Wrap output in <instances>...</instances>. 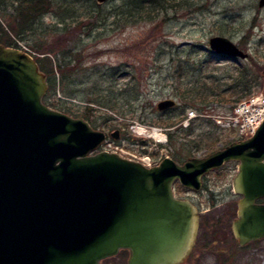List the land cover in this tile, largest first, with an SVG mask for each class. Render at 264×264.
Here are the masks:
<instances>
[{"label": "rangeland", "instance_id": "rangeland-1", "mask_svg": "<svg viewBox=\"0 0 264 264\" xmlns=\"http://www.w3.org/2000/svg\"><path fill=\"white\" fill-rule=\"evenodd\" d=\"M52 1L51 12L21 37L14 36L15 45L10 46L42 59L47 105L66 113L68 107L84 111L86 101L99 95L111 99L117 111L93 104L91 120L84 119L104 131L109 142L123 147L128 157L149 158L152 165L166 157L178 163L205 157L249 138L248 132L220 126L216 116L234 113L239 97L243 101L264 92V7L258 6L259 0H166L154 18L137 21L136 11L130 16L120 13L128 0H109L101 6L95 0ZM213 36L230 38L249 56L223 59L209 48ZM42 48L57 64L69 66L79 54V67L69 70L65 87L58 67L54 73L45 68L50 62ZM246 81H252L249 96L242 95ZM180 88L193 92L194 108ZM164 99H174L176 105L160 111L157 106ZM192 111L203 115L185 126ZM178 119L182 128L176 132L165 124ZM140 126L148 132L162 129L167 141L140 134ZM115 132L118 138L112 137ZM237 170L238 163L230 162L209 173L199 191L174 185L177 197L191 200L200 217L193 253L185 264H264V239L241 246L232 233L239 199L233 190ZM129 257V251L121 250L100 264H128Z\"/></svg>", "mask_w": 264, "mask_h": 264}, {"label": "water", "instance_id": "water-1", "mask_svg": "<svg viewBox=\"0 0 264 264\" xmlns=\"http://www.w3.org/2000/svg\"><path fill=\"white\" fill-rule=\"evenodd\" d=\"M209 48L223 59L249 56L225 36L211 37ZM47 90L37 60L0 43V264H100L121 249L128 264H185L198 208L174 184L199 191L203 176L229 161L239 162L233 187L241 196L233 234L241 246L264 239V122L208 156L147 167L98 151L105 132L48 106Z\"/></svg>", "mask_w": 264, "mask_h": 264}, {"label": "trees", "instance_id": "trees-1", "mask_svg": "<svg viewBox=\"0 0 264 264\" xmlns=\"http://www.w3.org/2000/svg\"><path fill=\"white\" fill-rule=\"evenodd\" d=\"M166 0H128L126 3L122 6V11L120 12L121 15H125L128 13L130 16L132 12L136 11L137 13L135 16L134 21L139 20H147L152 19L155 17L156 14H158L163 7L165 8V2ZM55 4V3H54ZM98 4V3H97ZM102 4H99L98 6H101ZM53 1L52 0H0V43H3L5 46H11L15 45L12 43L11 40H13V37H21L23 33L27 32L33 24H35L37 21H39L43 16L50 13L53 9ZM133 14V15H134ZM4 22V24H3ZM7 28V29H6ZM42 51H45L46 58L49 60V68L48 72L54 73L55 66L58 67L59 72L61 71V81L63 87H65V83L67 85V75L70 74V71L76 70V68L79 67V65L76 64L77 62V56L79 54L75 53L73 60H75V64L72 66L68 65V62L65 64H62L59 62L57 64L53 58L50 57V53L45 49L42 48ZM65 53V52H64ZM42 59H38L39 63L41 64ZM42 65V64H41ZM43 67V69H45ZM70 70V71H69ZM69 71V73L67 72ZM47 72V71H46ZM261 77V76H260ZM258 77V78H260ZM264 79V76H262ZM53 86L56 87L57 83L56 80L52 82ZM262 85H264V80L262 81ZM252 81L248 82L246 81V85L244 87L242 95H252ZM182 97L187 103H191V107H195L194 100L195 98L193 96V92L191 90L183 91L181 90ZM67 94L72 95L69 92H66L65 96ZM241 95V96H242ZM102 95L97 96L96 99H91L89 101H86L87 104L84 106V111L74 110L68 107L66 110V113L69 115L74 114L76 116L83 117L87 120H91L90 116L95 110L93 104H97L98 106L110 109L112 111H117V108L115 104L112 103L111 99L108 98H101ZM227 101V100H226ZM45 102V99H44ZM236 103L241 102V97H239L236 101ZM46 103V102H45ZM52 106V105H51ZM202 109V108H201ZM201 114V113H199ZM183 118V116H180V119ZM182 122V120H168L166 121V125L168 127H175V132L180 130V126H177L178 123ZM158 124H162L160 122H156ZM192 129V126L190 127ZM174 139V133L169 134V142L171 143Z\"/></svg>", "mask_w": 264, "mask_h": 264}, {"label": "built area", "instance_id": "built-area-1", "mask_svg": "<svg viewBox=\"0 0 264 264\" xmlns=\"http://www.w3.org/2000/svg\"><path fill=\"white\" fill-rule=\"evenodd\" d=\"M195 116L196 114L194 112H191L189 118L184 121V125H187L189 123V119ZM216 121L220 126L224 128L234 127L244 131V133L248 132L247 134H254L258 127L264 121V92L262 91L256 95L249 97L248 99L241 101L237 105L235 112H232L230 116H216ZM133 128H136V126L132 123L131 130H133ZM138 128L141 130V132H139L140 134L153 137L157 142L162 143L167 141V136L163 135L162 129L160 128H152L150 132H148V130H146L144 126H140ZM154 133L159 136H162V138L158 139L153 135ZM104 149L118 152L123 156H127V154L123 153L122 151L125 149L119 144H114L113 142L106 141ZM132 156L133 157L129 156V158L141 161L147 166L152 165L151 160L149 158L139 159L135 155Z\"/></svg>", "mask_w": 264, "mask_h": 264}, {"label": "flooded vegetation", "instance_id": "flooded-vegetation-1", "mask_svg": "<svg viewBox=\"0 0 264 264\" xmlns=\"http://www.w3.org/2000/svg\"><path fill=\"white\" fill-rule=\"evenodd\" d=\"M213 52V51H212ZM217 55V54H216ZM230 162H234V163H238V166H239V162H237V161H229V162H226L225 164H223L221 167H219V168H215V169H213V170H211L209 173H212V172H216V171H219L220 169H222V168H224V166H226L227 164H229ZM183 163V162H182ZM238 171V170H237ZM209 173H207V174H205L204 176H203V178H202V180H203V185H204V178H206L207 177V175L209 174ZM237 173V172H236ZM176 183H178L179 185H181V183L179 182V181H177ZM175 183V184H176ZM203 185H202V188H203ZM181 186H183L184 188H185V190L186 189H188L189 190V188H187V187H185L184 185H181ZM191 190V189H190ZM202 190V189H201ZM233 190H234V188H233ZM235 192V191H234ZM237 196H239V195H237ZM240 197L241 196H239V199H240ZM239 199H238V201H239ZM238 201H237V206H238ZM237 211H238V209H237ZM200 218V217H199ZM233 223V222H232ZM231 223V224H232ZM231 228H232V226H231ZM232 233H233V231H232ZM122 250H127V251H129L128 249H122ZM121 251V250H120ZM192 253H193V251L190 253V256L192 255ZM189 256V257H190Z\"/></svg>", "mask_w": 264, "mask_h": 264}, {"label": "bare ground", "instance_id": "bare-ground-1", "mask_svg": "<svg viewBox=\"0 0 264 264\" xmlns=\"http://www.w3.org/2000/svg\"><path fill=\"white\" fill-rule=\"evenodd\" d=\"M155 137H157L158 139H161L162 138V136H159V135H157L156 133H154L153 134Z\"/></svg>", "mask_w": 264, "mask_h": 264}]
</instances>
